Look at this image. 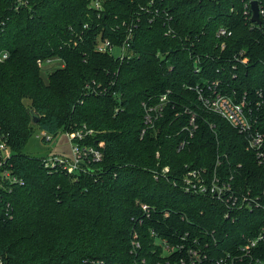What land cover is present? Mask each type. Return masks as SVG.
<instances>
[{
  "label": "trees",
  "instance_id": "1",
  "mask_svg": "<svg viewBox=\"0 0 264 264\" xmlns=\"http://www.w3.org/2000/svg\"><path fill=\"white\" fill-rule=\"evenodd\" d=\"M252 1L100 0L97 8L92 0H0V52H9L0 60V126L25 181L10 213L0 207V264H134L131 232L143 203L154 213L140 226L145 254L151 227L166 236L214 230L229 246L258 229L263 213L244 211L233 221L221 201L182 188L195 167L231 170L241 185L264 188V167L245 135L205 107L195 88L264 85V14L252 20ZM129 29L130 56L95 49L100 37L122 44ZM48 58L62 65L46 76ZM159 103L161 115L147 124L145 106ZM83 124L95 130L85 142L104 156L78 173L50 171L42 157L23 152L34 125L55 136ZM165 166L167 176L157 179Z\"/></svg>",
  "mask_w": 264,
  "mask_h": 264
},
{
  "label": "built area",
  "instance_id": "2",
  "mask_svg": "<svg viewBox=\"0 0 264 264\" xmlns=\"http://www.w3.org/2000/svg\"><path fill=\"white\" fill-rule=\"evenodd\" d=\"M258 5L259 15L264 14L261 3L259 2ZM92 6L100 8V0H92ZM246 12L248 13V11ZM132 32V29H129L122 44H116L108 37H100L95 49L99 52L113 53L120 59H124L130 56L129 41ZM226 33L227 30L224 27L218 30V35H225ZM8 56V50L0 52V60H4ZM51 61V58L46 60V62ZM216 85L218 83L211 82L206 91L198 86L195 87L199 90L201 102L211 111L224 117L245 135L247 149L253 152L258 164L264 167V85L244 91L235 88L232 93L217 92L214 88ZM87 87L89 88L88 92L96 91L93 87ZM165 99V95L161 97L162 101ZM162 107V103L155 106H145L147 124H154V118L161 115ZM196 127L195 115H192L188 128L191 135H193ZM144 131L145 129H143ZM94 133L95 130L86 124L75 130H68L67 135L71 144L72 156L61 157L53 154L42 157L44 166L50 171L62 167L73 174L78 173L89 161H101L104 156L103 150L85 142L86 138ZM39 136L44 141L53 139V134L45 130H42ZM183 145L184 141L181 143V146ZM12 154L13 151L8 143L7 135L0 126V207L5 213H10L12 209L11 196L15 189L25 184L24 179L14 171ZM219 164L220 162H218ZM169 171V166H165L161 173L156 172L155 176L157 179L167 176ZM182 188L186 193L210 196L221 201L227 207L224 217L232 218L233 221L238 219V215L244 211H258L264 216V188L256 189L253 185H241L231 170L225 172L218 167L213 171L207 167L190 168L183 176ZM142 208L145 213H142L137 219L139 226H134L131 232V251L135 255L134 264H264V258L261 256L262 251L259 249L260 245H264V220L254 232L241 233L238 242L233 246L221 243L222 240L215 235L214 230L210 232L195 227L197 231L187 229L184 232L175 231L170 236H166L162 235L156 228L151 227L149 234L153 238V242L150 251L145 254L143 253L144 244L140 226L145 219H152L154 213H151V208L145 203L142 204ZM161 214L164 217H169L171 213L166 211ZM157 220L159 221L158 217ZM85 264H107V262L104 259H94L86 260ZM109 264L129 263L114 260Z\"/></svg>",
  "mask_w": 264,
  "mask_h": 264
},
{
  "label": "rangeland",
  "instance_id": "3",
  "mask_svg": "<svg viewBox=\"0 0 264 264\" xmlns=\"http://www.w3.org/2000/svg\"><path fill=\"white\" fill-rule=\"evenodd\" d=\"M117 52V51H115ZM62 65V62L55 60L50 64H44L47 68L46 76L56 67ZM41 129L38 125H34L33 131L27 140L23 152L34 157H47L53 154L61 157H71V144L67 135V131L61 128L57 135L53 136L51 141H44L39 134Z\"/></svg>",
  "mask_w": 264,
  "mask_h": 264
},
{
  "label": "water",
  "instance_id": "4",
  "mask_svg": "<svg viewBox=\"0 0 264 264\" xmlns=\"http://www.w3.org/2000/svg\"><path fill=\"white\" fill-rule=\"evenodd\" d=\"M251 8L253 11V16H252V20L253 21H257L260 23V17H259V5H258V1L257 0H253L251 3ZM33 115V122L37 123L39 120V116L35 113L32 112Z\"/></svg>",
  "mask_w": 264,
  "mask_h": 264
}]
</instances>
